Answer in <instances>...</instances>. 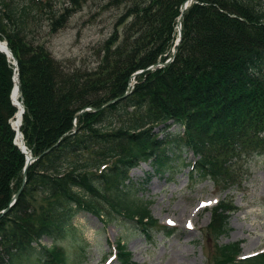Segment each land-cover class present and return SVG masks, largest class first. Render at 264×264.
<instances>
[{
	"label": "trees",
	"instance_id": "obj_1",
	"mask_svg": "<svg viewBox=\"0 0 264 264\" xmlns=\"http://www.w3.org/2000/svg\"><path fill=\"white\" fill-rule=\"evenodd\" d=\"M78 1L56 7V0H0V38L16 60L24 109L19 131L36 158L16 201L0 214V264H69L55 242L75 233L78 213L103 226L133 218L153 226L147 206L135 198L144 183L126 176L139 162L149 165L147 181L174 172L190 151L200 157L190 179L225 187L244 180L242 153L264 155V0H192L171 61L153 70L147 68L170 57L186 0H101L100 12L117 14L92 68L54 59L32 31L44 17L55 33ZM13 74L0 53V212L19 189L24 164L5 124L15 112ZM86 108L91 111L77 115ZM172 126L177 131L170 135ZM227 204L213 209L207 231L214 239L228 232L233 208ZM40 238L51 245L40 246ZM120 242L118 261L131 264ZM237 247H219L214 264H264V254L237 262ZM84 258L82 249L76 262Z\"/></svg>",
	"mask_w": 264,
	"mask_h": 264
},
{
	"label": "rangeland",
	"instance_id": "obj_2",
	"mask_svg": "<svg viewBox=\"0 0 264 264\" xmlns=\"http://www.w3.org/2000/svg\"><path fill=\"white\" fill-rule=\"evenodd\" d=\"M56 1V7L65 2ZM78 2L76 11L55 33L48 32L44 17L35 23L32 31L36 38L43 39L54 59H69L77 67L92 68L98 61L96 51L112 30L116 12H100L101 0ZM0 41L5 42L1 38ZM17 102L22 105L20 92ZM13 108L14 114L5 118V124L11 131V121L17 111L15 106ZM176 131L175 127L167 130L170 135ZM154 132L156 135L159 133L158 130ZM161 136L159 134L157 137ZM27 151L35 161L32 153ZM242 154L239 160L242 168L239 171H246L244 180H236V184L225 187H222V183L212 184L208 179L191 181L188 165L194 158L189 154L181 155V164L175 167L174 172L150 175L147 181L149 165L139 162L127 171L126 176L133 184L144 183L135 193V198L139 204L147 206L149 216L155 222L153 227H147V236L132 222H110L102 227L100 220L94 216L78 213L72 219L75 233L59 239L55 245L69 264H101L99 259L109 255L115 243L120 241L124 250L130 253L131 264H214L219 247L228 244L238 245L235 254L238 255L237 262L259 253L264 250V155ZM216 200L229 203L227 205L233 209L228 213L227 234L214 239L208 227L215 219L212 212ZM39 204L42 201L36 196L35 205ZM190 222L192 224H188ZM165 225L173 229L168 237L163 235L164 229L161 228ZM186 225L191 226L187 229ZM38 243L45 247L51 245L47 238H40ZM82 249L85 258L76 262ZM230 254L233 256L234 252ZM112 264H119L118 260Z\"/></svg>",
	"mask_w": 264,
	"mask_h": 264
},
{
	"label": "water",
	"instance_id": "obj_3",
	"mask_svg": "<svg viewBox=\"0 0 264 264\" xmlns=\"http://www.w3.org/2000/svg\"><path fill=\"white\" fill-rule=\"evenodd\" d=\"M188 6V3H186V2H184V3H182L181 5H180V7H179V13H180V15L178 16V22H177V29H178V31H179V29H180V24H179V22H180V20H181V18H182V16H181V13L186 9V7ZM179 40H180V37H178L177 38V40H176V42H175V46H177L178 45V43H179ZM175 52V50H173V53ZM0 53H3L7 58H10L11 59V64L15 67L16 66V62H15V59L12 57V55H11V53H10V51H9V49L6 47V43L4 42V47L3 48H0ZM169 60L170 59H168L164 64H166V63H168L169 62ZM164 64H162V65H164ZM161 65V66H162ZM157 65H154L153 67H156ZM140 72H137V73H135L132 77H134L135 75H137V74H139ZM15 80V86H16V88H17V91H18V82H17V74H15L14 76H13V81ZM129 91H130V89L128 88L127 90H126V93L125 94H127V93H129ZM11 93H12V90H11ZM11 93H10V101H11V103H12V105L13 106H15L16 107V109H17V112H18V114H17V116H18V122H17V131H14L15 132V137H14V142H13V144L16 146V148L20 151V153L23 155V157H24V165H23V169H22V182H21V185H20V187H19V189L17 190V192L11 197V199H10V201H9V204H8V207L5 209V210H3V211H1L0 212V214H4L7 210H8V208L16 201V199H17V196H18V194L20 193V191H21V189H22V187H23V185H24V183H25V175H26V170H27V168L29 167V165L32 163V161H34V158L30 155V153L26 150V148H25V146H24V144H23V141H22V136H21V134H20V132H19V130H18V127H19V125H20V120H21V115H22V113H23V108H22V105L20 104V103H18V102H15V101H13L12 99H11ZM122 97H124V96H122ZM119 98H117V99H114V100H112V101H109L107 104H110V103H114L115 101H117ZM13 129V128H12ZM14 130V129H13ZM16 139H18L19 140V142L18 143H16L15 142V140ZM56 145V144H55Z\"/></svg>",
	"mask_w": 264,
	"mask_h": 264
},
{
	"label": "bare ground",
	"instance_id": "obj_4",
	"mask_svg": "<svg viewBox=\"0 0 264 264\" xmlns=\"http://www.w3.org/2000/svg\"><path fill=\"white\" fill-rule=\"evenodd\" d=\"M4 47V42L0 41V48H3ZM14 82V86H13V89H12V93H11V99L15 102H17V98H18V91H17V88L15 86V80L13 81ZM18 112H16L13 120L11 121V124H12V128L14 129V131H17V122H18V116H17ZM16 143L19 142L18 139L15 140ZM184 217V216H183ZM188 224H192L191 222L188 223ZM194 225V224H193ZM195 229V228H194Z\"/></svg>",
	"mask_w": 264,
	"mask_h": 264
}]
</instances>
